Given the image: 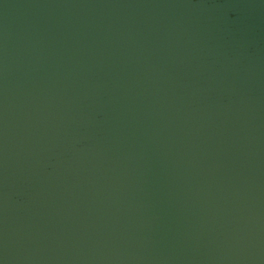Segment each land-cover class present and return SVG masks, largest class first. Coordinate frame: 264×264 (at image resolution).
Segmentation results:
<instances>
[{"label":"water","instance_id":"obj_1","mask_svg":"<svg viewBox=\"0 0 264 264\" xmlns=\"http://www.w3.org/2000/svg\"><path fill=\"white\" fill-rule=\"evenodd\" d=\"M0 264H264V0H0Z\"/></svg>","mask_w":264,"mask_h":264}]
</instances>
